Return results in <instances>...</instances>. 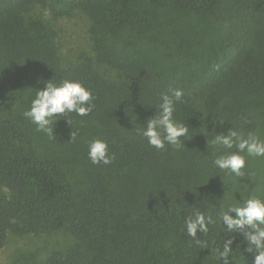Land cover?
Wrapping results in <instances>:
<instances>
[{
    "label": "trees",
    "instance_id": "obj_1",
    "mask_svg": "<svg viewBox=\"0 0 264 264\" xmlns=\"http://www.w3.org/2000/svg\"><path fill=\"white\" fill-rule=\"evenodd\" d=\"M184 13L205 23L217 52L202 79L190 66L196 53L184 42L165 47L159 36ZM77 16L91 44L68 59L55 23ZM66 78L90 89L96 107L88 117L58 118L68 146L53 153L59 159L39 152L18 119L0 121V249L9 234L64 230L70 242L38 264H218L213 249L230 238L222 225L198 233L196 244L184 217L197 209L218 216L241 190L244 177L213 165L224 149L207 139L231 126L245 133L251 125L241 118L264 113V0H0V110L25 111L45 81ZM169 88L184 90L174 115L193 137L179 151H158L135 129ZM220 119L224 126L214 125ZM93 138L108 141L110 164L88 159ZM71 162L83 171L78 187L63 166ZM241 241L236 235L231 245L235 264H252Z\"/></svg>",
    "mask_w": 264,
    "mask_h": 264
},
{
    "label": "clouds",
    "instance_id": "obj_2",
    "mask_svg": "<svg viewBox=\"0 0 264 264\" xmlns=\"http://www.w3.org/2000/svg\"><path fill=\"white\" fill-rule=\"evenodd\" d=\"M44 83L43 90H37L30 107L23 112V116L36 126L37 132L55 138L53 126L59 117H68L73 113L78 117H88L94 111L95 97L80 81L66 78L59 83L54 79ZM184 95L183 89L169 88L160 93L157 105L148 106L155 107V114L147 119L146 125L140 124L141 127L135 131L152 148L162 151L166 150V146H171L179 151L185 148V141L193 137L189 136L188 124L177 120L174 115L176 105L184 102ZM64 120L71 125L69 119ZM224 124L225 120L220 119L214 125L222 127ZM215 132L211 141L207 139V147L211 144L224 149L213 160V165L221 172L243 178L246 175V157L264 158V139L256 133L245 134L233 126L226 134L216 129ZM76 136L77 133L72 131L71 140L75 141ZM181 138L186 139L182 141ZM87 155L95 165H107L116 158L115 154L110 153L108 141L102 138L89 141ZM217 225H222L228 234L226 237H230L213 249L218 264H235L231 245L236 235L242 237L241 243L247 245L246 251L253 254L252 264H264V194L249 195L247 199H240L238 204L228 203L226 210L222 205L218 216L197 209L184 217V232L196 244L201 243L198 233L207 235Z\"/></svg>",
    "mask_w": 264,
    "mask_h": 264
},
{
    "label": "rangeland",
    "instance_id": "obj_3",
    "mask_svg": "<svg viewBox=\"0 0 264 264\" xmlns=\"http://www.w3.org/2000/svg\"><path fill=\"white\" fill-rule=\"evenodd\" d=\"M184 14L186 15H180L177 23L173 22L174 28H171V23L164 24V26L169 27L167 30L168 34H160L159 36H163L161 40L165 47L176 48V43L182 46L184 42L187 49L195 52L197 60L194 59L190 66L196 72L195 77L202 79L210 75L215 59L214 53L217 52H212L210 48L208 49L210 42H208V33L204 28V22L195 13ZM55 28L57 30L59 51L66 58L73 59L76 52L89 50L91 42L87 36L86 20L83 17L61 19L55 23ZM198 56L205 58L206 66L203 70L197 65L200 62ZM167 61L165 60L163 65ZM23 112L24 110L21 111L19 107L10 112L0 110V121L5 119L7 115L18 119L28 131L30 129L39 152L49 153L59 159L58 155L53 153L63 155L60 151L68 149L67 139L65 138L67 132L64 126L61 127L56 123L53 126L55 138H49L44 133L37 132L36 126L23 116ZM251 114L250 116L247 115V117L245 114L241 118L242 122L246 120L251 125L250 128L245 129V134L254 132L261 139H264V113L254 112ZM71 163L63 164V166L66 169V173L71 176L72 182L78 187L81 184L83 171L80 166L75 164L74 167L73 163ZM246 168L248 169V174L244 177L241 190L230 199V203L238 204L240 199H247L249 195L264 194V158L246 157ZM70 239L71 237L64 230L49 235L24 234L16 236L9 234L6 244L0 249V264H38L40 258L47 251L68 244Z\"/></svg>",
    "mask_w": 264,
    "mask_h": 264
}]
</instances>
